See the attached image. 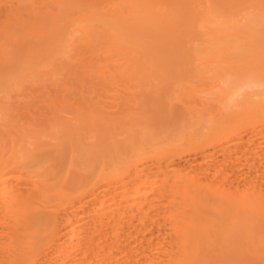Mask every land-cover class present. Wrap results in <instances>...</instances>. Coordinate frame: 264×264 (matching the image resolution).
I'll return each mask as SVG.
<instances>
[{
	"label": "bare ground",
	"instance_id": "obj_1",
	"mask_svg": "<svg viewBox=\"0 0 264 264\" xmlns=\"http://www.w3.org/2000/svg\"><path fill=\"white\" fill-rule=\"evenodd\" d=\"M246 1L243 21L231 15L239 0H57L39 23L16 26L12 44L0 42V83L32 75L45 59L55 64L59 49L77 41L134 60L135 72L219 80L204 108L166 110L151 100L146 123L123 138L116 125L92 124L88 141L55 135L14 149L0 165V188L10 184L0 193V243L25 255L0 256V264H264V2L256 4L264 0ZM54 189L69 201L65 211L43 202ZM105 202L117 210L100 212ZM3 221L13 222L12 235ZM48 226L47 239L22 238L23 229ZM109 226L121 237L101 244Z\"/></svg>",
	"mask_w": 264,
	"mask_h": 264
},
{
	"label": "rangeland",
	"instance_id": "obj_2",
	"mask_svg": "<svg viewBox=\"0 0 264 264\" xmlns=\"http://www.w3.org/2000/svg\"><path fill=\"white\" fill-rule=\"evenodd\" d=\"M56 2L54 0H0V42L12 44L20 37L21 31L16 26L24 23L30 27L33 26L37 17L52 14L55 8L58 10ZM263 2L256 3L257 7H263L261 4ZM240 6L246 8L249 5L246 0H239V6L231 10V15L244 21L246 12L249 11L245 9L238 13ZM8 15H12L11 18H13L6 20ZM38 21L36 22L39 23ZM79 34L78 32L75 35ZM75 44L77 45L74 46ZM101 46L105 49V42H102ZM48 61L50 60L45 59L46 63L40 64L30 76L4 79L0 83V165H3V160L9 159L14 149H19L23 145L29 146V139L56 141L55 135H64L72 136L76 140L88 141L93 132L92 124L116 125L117 129L115 130H118V137L123 138L126 134L125 130H128L131 125L136 127L139 122L146 123V119L155 110L149 107L151 100L160 98L166 110H169L170 107L182 109V104H189V102L198 103L203 107L204 103H200L201 98L207 95L211 97L214 94L209 90L211 83L214 80L219 81L209 75L188 73L162 75L135 72L132 70L134 60L130 58L124 60L122 56L107 51L97 53V48L87 42L77 41L73 45H69L68 48H60L59 54L53 60L55 64L49 63L50 65H48ZM126 64L129 65V70H124ZM210 101L215 104V111L225 112L224 106L219 105L216 98L210 99ZM84 126H87L86 129ZM66 127L70 128L69 134L66 132ZM152 129L153 127L148 126L150 132ZM165 132L157 130V134L161 135H170L173 130ZM108 158L109 156H105L106 160ZM102 160H98V163ZM9 186L10 184L7 183L0 188L1 195L6 194ZM240 187L244 194L249 190V181L242 182ZM52 192L43 202L57 211H65L69 201L60 197L58 189H54ZM106 198L108 199V196ZM108 204L105 202L102 207L98 208L99 211L102 212L103 209L112 207L111 210H117L116 202L111 206ZM92 206L88 207V211L91 215H93L92 213L98 215V209H93ZM2 223L6 225H4L7 231H5V236L12 235L13 222L3 221ZM111 229L114 227L109 226L102 232L109 233L112 232L109 231ZM117 229L120 230L119 228L114 229L115 233H112L114 236L107 232L101 236L103 238L98 236L99 242L110 245L113 243L112 240H118L121 233ZM32 230L23 229L22 236L25 241H30L31 244L36 240L49 238L53 231L50 226L46 227L43 232L33 233ZM106 240L107 242H105ZM161 240V238L157 240V245L161 244L159 243ZM1 243L0 245L3 246H0V256L7 263L8 260H18L22 254L25 255L21 247L10 248L5 243ZM163 243L164 246H169L168 240ZM250 247L255 258L256 246L251 244ZM65 248H63L64 251ZM121 254L123 255V253H117L116 258L122 256ZM129 258L132 260L134 257L129 256ZM105 261H101V264L107 263ZM140 261L141 259L136 263L140 264ZM150 262H152L151 259ZM28 264L30 263L28 262ZM37 264H41V262ZM42 264H48V262Z\"/></svg>",
	"mask_w": 264,
	"mask_h": 264
}]
</instances>
